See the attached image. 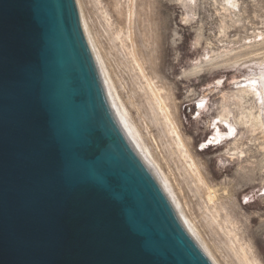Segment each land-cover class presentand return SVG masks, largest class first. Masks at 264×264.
<instances>
[{
  "label": "water",
  "instance_id": "95a60500",
  "mask_svg": "<svg viewBox=\"0 0 264 264\" xmlns=\"http://www.w3.org/2000/svg\"><path fill=\"white\" fill-rule=\"evenodd\" d=\"M0 264H214L76 0H0Z\"/></svg>",
  "mask_w": 264,
  "mask_h": 264
},
{
  "label": "rangeland",
  "instance_id": "374dc122",
  "mask_svg": "<svg viewBox=\"0 0 264 264\" xmlns=\"http://www.w3.org/2000/svg\"><path fill=\"white\" fill-rule=\"evenodd\" d=\"M76 1L156 167L169 177L217 264H246L238 251L247 243L249 257L264 264V137L245 126L216 140L218 129L227 133L234 124L233 115L226 122L219 114L221 103L235 101L233 94L264 72V0H134L132 20L130 0ZM129 21L132 40L123 34L114 39ZM132 49L170 107L200 173L216 189L215 201L178 152L173 134L155 119ZM237 146L245 155L233 154Z\"/></svg>",
  "mask_w": 264,
  "mask_h": 264
},
{
  "label": "bare ground",
  "instance_id": "6f19581e",
  "mask_svg": "<svg viewBox=\"0 0 264 264\" xmlns=\"http://www.w3.org/2000/svg\"><path fill=\"white\" fill-rule=\"evenodd\" d=\"M130 1H131V4L129 5V3H128V6H129L128 18H130V20H132L131 18H133L134 13L136 12L135 11L136 7H134V3H136V2H134V0H130ZM230 2H232V1H230ZM81 10H80V6H79L81 20H82V22H83V24H84V26L88 32L93 44H94L93 37L90 35V32L88 30V26H87V22H86L87 19L82 15ZM127 27L128 28L126 29V31H124V30L118 31L117 30L116 34L114 33L115 34L114 39H119V38L121 39L122 34H123V36L127 37V39L130 40V38H132L131 34L133 33V30H131V29H133V27H131V22H130V25H128ZM125 37H123V38H125ZM94 46H95V44H94ZM95 48H96V46H95ZM96 50H97V48H96ZM135 51L133 50V53H134L133 57H135V61L137 63L135 61L134 62L136 64H138V66L140 67L139 70L141 69V71L143 72L142 77H145V79H146L145 84H147L146 87H148L146 91H147V93H149L150 107L154 113V116H156L155 119H157L159 122H161L165 126V131L167 134L168 133L173 134L172 135L173 137L171 136V138L174 141V144L176 145L178 152L180 153L181 156H183L185 158V161H187L189 163V167H191L192 170H194L193 172H195L194 174L198 178L199 184L202 183V185H205V187L209 188V190H210L209 200L215 201L218 198L216 189H214L210 185H208L207 182L205 181L206 179H204V177L200 173L201 171H199L198 167L196 166L197 163H195L194 159L192 158V156H191L192 154H190V152L188 150V146H187V144H185L183 137L181 136V133H180L181 130L179 131V129L176 125V121L173 118L174 116L172 115V113L170 111V107L167 105L165 99L160 95V89L157 90V87L155 89V87H153L154 83L152 86V82H151L152 80L149 79L150 77H147L145 75L146 73L144 74L145 70L143 69L142 65L140 64V62L138 60L139 58L137 59V57L135 55V53H136ZM99 53L100 52H98V54ZM223 55H225V54H223ZM99 56H100V58L104 64L103 57L100 54H99ZM210 59H212V58H210ZM104 66H105V64H104ZM105 68L107 70V66H105ZM202 68H203V65L200 64V65L196 66L193 70L198 71V70H201ZM107 72L110 76V72L108 70H107ZM258 73H259L258 75H260L258 78H255L253 81L249 82V84H247V86L246 85L244 87L242 86V88H239V90L237 92L234 91L235 93L233 94V98L235 99V101H233L231 103H228V101L227 102L223 101L221 103V110L219 111V114L221 115L222 118H224V120H226V122L229 121V119H231L232 118L231 116L233 115V121L232 122H234V124L236 126L234 124H231L230 125V131L227 133L221 132V129H218L216 132V140L221 141L223 139V137L226 135L227 136L228 135L231 136V134L234 135V133H235V131H237L238 127L244 128L245 126L249 129L250 133H252V134L256 133L257 134V132H260L261 135H263V137H264V72L260 71ZM110 78H111V80L115 86V83H114L111 76H110ZM250 80H252V79H250ZM115 88H116V86H115ZM116 90H117V88H116ZM148 90H149V92H148ZM117 92H118V90H117ZM118 94H120V93H118ZM121 100L123 102V99H121ZM123 104H124L128 114L130 116V112H129L128 108L126 107L124 102H123ZM130 118H131V116H130ZM131 120H132V118H131ZM132 122H133V124H134V126H135V128H136V130H137V132H138V134H139V136H140V138H141V140H142V142H143V144H144V146H145V148H146V150H147V152H148V154H149V156H150V158H151V160H152V162H153V164H154V166H155V168H156V170H157V172H158V174H159V176H160V178H161V180H162V182H163V184H164V186H165V188H166V190H167V192H168V194H169V196H170V198H171V200L175 206V208L177 209L178 213L180 214L188 232L190 233L192 238L196 241V243L212 259L214 264H217V260L214 256V254L212 253V251H211L210 247L207 245V243L203 240L200 231L198 230V228L196 227L194 222L190 218H188V216L185 214V212L182 208V202H181L180 198H178V195L176 194V191L174 190V187H173L169 177L160 168L158 169V167H156V163L158 165V162L154 159L155 157L153 156L149 146L145 143L144 138H143L140 130L138 129L137 125L135 124V122L133 120H132ZM260 133H258V134H260ZM251 141H253V140H251ZM234 143H236V142H234ZM236 144H238V143H236ZM260 146L262 149H264V141L260 144ZM240 149H241V147H240ZM234 152H235V150H234ZM233 154H239V155L244 154L245 155L244 150L243 149L239 150L238 146L236 147V152ZM194 166L196 168H193ZM214 219H216V217H214ZM226 222L232 223V221L230 219V215H227ZM235 231L233 229H229L228 235L230 236V235L234 234V236L236 238H238L237 232H235ZM245 245L244 246L241 245L240 251H238V256L240 257V259L245 261L246 264H258L257 263L258 261L255 257L254 258L251 257L253 259H251L249 257V255L252 253L251 252L252 251L251 245L250 244L248 245V243L246 246Z\"/></svg>",
  "mask_w": 264,
  "mask_h": 264
}]
</instances>
